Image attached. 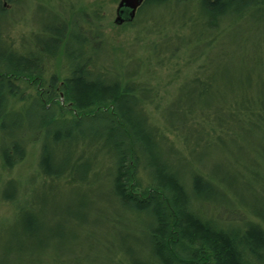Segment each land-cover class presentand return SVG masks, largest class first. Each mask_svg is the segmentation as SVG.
<instances>
[{"label":"trees","instance_id":"trees-1","mask_svg":"<svg viewBox=\"0 0 264 264\" xmlns=\"http://www.w3.org/2000/svg\"><path fill=\"white\" fill-rule=\"evenodd\" d=\"M4 1L0 0V15L5 16L8 10ZM180 4L187 5L183 15L197 7L195 21L199 22L194 23L201 25L207 48L213 47L217 32L228 19L252 13L257 30L264 23V0H145L136 20L129 24L143 18L145 11L153 7ZM98 14L95 13L99 17ZM4 22L5 19L0 22V129L10 135L9 146L2 148L5 167L12 168L22 161L27 144L42 132L45 143L40 165L49 179L44 184L61 179L67 183H88L87 175L93 170L94 161L91 151L82 150L75 158L76 166L88 164L84 176L76 175L78 169L71 165L57 168V155L70 145L76 150L80 144L84 147L101 139L105 143L102 148L110 154L107 177L114 201L131 215L151 219V244L144 250L145 256L136 253L137 247L118 248V260L105 264H264V168L260 170L255 158L260 155L264 159V56L257 54L260 44H254V54L244 57L248 65L239 76L229 74L225 50L207 54V62L180 84L176 96L160 110L156 120L146 108L158 100L153 94L154 86L135 81L133 73L138 72L115 75L116 71L109 68H96L98 57L93 53V45L96 43L99 53L106 52L107 45L100 26L95 27L86 14L68 19L55 13L52 23L46 22L41 32L35 34L32 47H25L24 51L15 50L1 38ZM260 26L264 28V24ZM207 36L212 37L207 40ZM75 44L81 45L80 51L73 47ZM54 59L65 64L67 74L61 78L53 73L46 80L45 67ZM28 73L32 75L31 82L48 81L45 92L41 88L37 94H31L20 88L18 80ZM220 82L239 86L223 87ZM145 90L152 95L141 97ZM17 101L39 107L37 127L41 130L34 137H29L36 129L30 120L11 118ZM155 105L159 109L161 103ZM96 116L106 121L102 132L92 126L84 127L86 120ZM11 127L13 135L8 132ZM77 132L81 143L75 144ZM253 136H260V140H253ZM239 138L249 147L254 146L250 152L256 155L241 159L240 169L217 167V163L205 168L206 149L207 155L218 148L232 149ZM54 146L59 147L58 151ZM238 178L243 182H260L262 187L242 184L241 190L251 192L252 197L240 199L238 207L231 208L226 206L225 199L231 197L228 192L238 198V188H234ZM5 185L13 190L2 196L11 202L20 201L19 215L26 212L21 241L34 245L29 251L34 249V253L45 255V261L38 260V264H94L73 257L72 250L61 244H49L50 240L64 239L60 228L47 226L46 220L45 228L37 226V216L29 212L31 202L25 192H20L19 183L11 179ZM70 217L80 221L74 214ZM41 231H45V243L32 242L37 241ZM25 249L23 246L17 252L8 250L16 255L15 264H24L19 257Z\"/></svg>","mask_w":264,"mask_h":264},{"label":"rangeland","instance_id":"rangeland-1","mask_svg":"<svg viewBox=\"0 0 264 264\" xmlns=\"http://www.w3.org/2000/svg\"><path fill=\"white\" fill-rule=\"evenodd\" d=\"M4 2L8 11L5 16L0 15V22L4 19L6 21L1 38L19 51H24L25 47H32L35 34L41 32L46 22L52 23L55 13H61L68 19L73 15L80 17L86 14L95 27L100 26L107 45L106 52L104 50L101 53L96 43L93 45V53L98 57L96 68L101 70L109 68L116 71L115 75L116 73L138 72L133 73L135 81L143 85L154 86L153 94L158 98L155 103L160 102L161 106L157 109L153 103L146 107L153 119L158 118L160 110L176 96L180 84L193 77L200 70L199 66L207 62V54L225 50L228 56L229 74L236 76L246 72L244 67L247 62L244 61V57L253 53L254 44H260L257 54H260V57L264 56V28L260 26L264 23L258 24L261 32L257 30L252 13L251 16L246 15L225 21L217 32L215 44L207 48L206 38L201 37L203 33L201 25L195 24L199 22L195 21L198 13L196 6L186 12V15H183V11L187 5L153 7L155 10L152 8L145 11L143 18L140 17L141 19L131 25L129 23L134 22L136 17L121 24L116 22L120 0H5ZM97 10L100 11L99 14ZM77 19L80 20V18ZM211 37L207 36V40ZM73 47L81 50L80 44H75ZM58 59H54L45 67L44 78L46 80H49L53 73L61 78L66 76L67 67ZM31 76L28 73V76L18 80L20 88L26 89L31 94H37L41 88H44L43 92H45L47 87L45 85H50L48 81L46 84L43 83L44 81L31 82ZM255 82L254 75L253 83L256 84ZM219 84L223 87L225 85L230 87L231 84L239 86L238 83L220 82ZM149 94L152 95V92L145 90L140 96L146 97ZM18 98L19 95H17ZM12 102L14 103V100H10V103ZM23 102L15 103L16 110L11 118L22 119L24 122L30 120L37 130H32L29 137H34L41 130L37 127L40 122V110L32 102ZM21 105L23 107L18 109ZM105 124L106 121L103 118L96 116L86 120L84 127L89 129L92 126L102 132ZM8 132L15 134L12 127ZM76 135L77 138L73 140V143H81L80 133L77 132ZM168 135L175 138L173 133L168 132ZM251 138L256 141L260 140V136ZM102 142L100 139L84 147L80 144L75 147L76 150L71 149L70 145V147L62 148L63 150L57 155L59 160L57 168H66L71 165L78 169L76 175L84 176L88 164L82 162L76 166L75 158L82 150L91 151L94 161L93 170L87 175L88 183H67L61 179L44 184L45 180L49 179L45 174V168L40 165L42 146L45 143L43 133L41 132L36 140L27 144L26 156L22 161L12 168H7L4 165L2 148L9 146L10 135L0 129V264H15L17 257L8 253V250L16 251L23 246L26 249L23 251L24 255L19 257L21 262L28 264V261H34L38 264V260L45 261L43 252L34 253V249L29 251V248L34 245H27L21 241L23 239L21 227L24 217L26 218V212L20 215L17 213L20 201L11 202L2 196L13 190L10 185L3 186L11 179L19 183L20 192L23 191L25 195H28V200L31 202L29 212L37 216V226L45 228L46 220L47 226L60 228L64 239L50 240L49 244H61L66 250L71 249L73 257L77 256L83 263H88V261L94 264L112 263L118 260L116 253L118 248L126 250L130 247H137L139 251L137 250L136 253L139 256H145L144 250L151 244L149 239L151 219L147 216L140 218L131 215L114 201L110 191V180L107 177L111 166L110 154L107 153L108 149L102 148L105 144ZM177 145L186 151L180 141H177ZM252 147L254 146L249 147L246 141L239 138L238 144L232 149L218 148L208 155L206 149L203 157L205 168L207 169V165L214 167L217 163V167L228 166L232 169H240L241 159L247 155H256L250 152ZM58 148L55 147L57 151ZM255 158L262 170L264 159L260 155H256ZM140 175L145 179L143 172ZM244 183L256 188L262 187L260 182H243L239 179L238 184L236 186L234 184V188H238L239 196L234 197L233 193L228 192L231 197L225 199L226 206L238 207L240 199L248 200L252 197L251 192L241 190ZM71 214L77 216L80 221L70 217ZM44 236L45 231H41L37 241H31L42 245L41 242L45 243Z\"/></svg>","mask_w":264,"mask_h":264},{"label":"water","instance_id":"water-1","mask_svg":"<svg viewBox=\"0 0 264 264\" xmlns=\"http://www.w3.org/2000/svg\"><path fill=\"white\" fill-rule=\"evenodd\" d=\"M144 0H120L117 8L116 22L121 24L126 20H133Z\"/></svg>","mask_w":264,"mask_h":264}]
</instances>
